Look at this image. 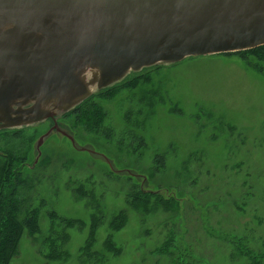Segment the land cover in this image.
<instances>
[{"label":"rangeland","instance_id":"obj_1","mask_svg":"<svg viewBox=\"0 0 264 264\" xmlns=\"http://www.w3.org/2000/svg\"><path fill=\"white\" fill-rule=\"evenodd\" d=\"M262 46L0 129V215L22 224L7 264H264Z\"/></svg>","mask_w":264,"mask_h":264},{"label":"water","instance_id":"obj_2","mask_svg":"<svg viewBox=\"0 0 264 264\" xmlns=\"http://www.w3.org/2000/svg\"><path fill=\"white\" fill-rule=\"evenodd\" d=\"M261 45L264 0H0V129L55 120L131 72Z\"/></svg>","mask_w":264,"mask_h":264},{"label":"trees","instance_id":"obj_3","mask_svg":"<svg viewBox=\"0 0 264 264\" xmlns=\"http://www.w3.org/2000/svg\"><path fill=\"white\" fill-rule=\"evenodd\" d=\"M106 164L110 166L109 163ZM1 175L5 178L8 177L5 171ZM1 216H4V218H1ZM21 225L16 212L10 211L0 215V264H7L15 253L19 232L22 229Z\"/></svg>","mask_w":264,"mask_h":264}]
</instances>
